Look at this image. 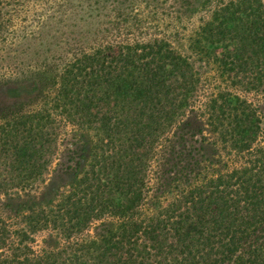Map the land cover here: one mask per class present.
Returning a JSON list of instances; mask_svg holds the SVG:
<instances>
[{
  "label": "trees",
  "instance_id": "obj_1",
  "mask_svg": "<svg viewBox=\"0 0 264 264\" xmlns=\"http://www.w3.org/2000/svg\"><path fill=\"white\" fill-rule=\"evenodd\" d=\"M41 1L0 0V264H264L263 1Z\"/></svg>",
  "mask_w": 264,
  "mask_h": 264
},
{
  "label": "rangeland",
  "instance_id": "obj_2",
  "mask_svg": "<svg viewBox=\"0 0 264 264\" xmlns=\"http://www.w3.org/2000/svg\"><path fill=\"white\" fill-rule=\"evenodd\" d=\"M55 1L56 3L58 0H46L39 2V12H43L44 14L48 12L47 9H49V6L53 4ZM264 3V0H262ZM172 2V1H171ZM32 6L33 4L30 3ZM53 14V13H52ZM35 17L33 15H30L28 19V23H31ZM186 35H189V32L186 33ZM173 43H175V47L180 49L183 52L188 51L190 43L184 42L179 43L176 42V40H173ZM237 93H240L242 96L245 95L248 99L256 103L257 107L261 110L263 114V120H264V94H261L260 96L256 93L246 94L243 91L234 90ZM4 95H0V100H3ZM66 149L64 152L55 160L53 163L51 169L45 174L44 178L38 183V187H36L35 191H33V195L38 201H46L50 199H55L58 192L64 191L69 188V185L72 183L74 174L76 173L75 169L69 168V163L67 159V149L69 147L68 144L65 145ZM74 167V166H73ZM4 202L9 203L12 206L18 205L23 203V199H18V197H4ZM101 222H94L93 225L89 226L86 233L82 235H78L76 238L78 240H82L83 237L87 236L86 234L95 236L100 229L102 228ZM34 244L33 247L38 251L41 252L45 249H48L50 245L54 247V245L57 244V242H63L64 240L60 239L57 235L52 234L51 231H42L39 233H36L34 235Z\"/></svg>",
  "mask_w": 264,
  "mask_h": 264
}]
</instances>
